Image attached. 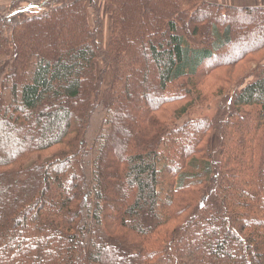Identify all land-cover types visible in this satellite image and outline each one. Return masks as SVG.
Segmentation results:
<instances>
[{
	"label": "trees",
	"instance_id": "obj_1",
	"mask_svg": "<svg viewBox=\"0 0 264 264\" xmlns=\"http://www.w3.org/2000/svg\"><path fill=\"white\" fill-rule=\"evenodd\" d=\"M29 1L0 18V264H264V63L219 84L264 7Z\"/></svg>",
	"mask_w": 264,
	"mask_h": 264
},
{
	"label": "rangeland",
	"instance_id": "obj_2",
	"mask_svg": "<svg viewBox=\"0 0 264 264\" xmlns=\"http://www.w3.org/2000/svg\"><path fill=\"white\" fill-rule=\"evenodd\" d=\"M63 1H67V0H62ZM206 1V0H205ZM48 2H52L51 0H43V2H38L36 0H32L29 1L27 3H24V9L23 11L26 14H33V12H42L43 10H45L44 8V4L48 3ZM59 3H52L53 6H56ZM30 5L32 6V8H28L26 9V7ZM4 18L9 19L12 23H17L21 20L18 12L15 11H11L8 14H6V16H3ZM263 21V20H261ZM258 21L257 26L254 28L255 31H257V34L260 33L259 29H260V25L261 22ZM264 27V24H262ZM248 26V25H247ZM244 20H238V21H233L232 23V28L234 29L235 32H237L238 34H242L244 35V38H246V34L245 31L247 27ZM259 28V29H258ZM244 31V32H243ZM199 40V38H198ZM242 41V40H241ZM103 43V42H102ZM240 42H236L234 45H232L228 50H226V52H224L223 54V58H229L233 55H237L239 54V49L241 48L240 46ZM227 63V62H226ZM264 63V49L258 51L255 54H252L251 56H247V57H243L241 60H239L236 64L235 67H233V69L230 70H224L222 72H220L219 74L224 76V78L220 79L221 82L219 83L221 85V87L223 86L224 88H229L231 86L232 89H239L241 86H243L244 82L249 81L251 78H244L246 75H248L250 72H252L254 70L255 67L258 68V66H260L261 64ZM111 78V74L107 73L104 79V86H106L108 84V82L110 81ZM242 78V79H241ZM241 79V80H240ZM218 79H213V78H207L206 81L203 83V91L204 93H208L211 97H215L217 88H219L218 86ZM213 81H216L215 83ZM184 103H178L176 106L179 107V105H183ZM175 105L171 106L170 108L176 107ZM172 111V109H171ZM189 120V116L185 115L182 119H181V123L187 122ZM218 140H216L214 142V149H216L218 147ZM216 158H219V155H216Z\"/></svg>",
	"mask_w": 264,
	"mask_h": 264
},
{
	"label": "crops",
	"instance_id": "obj_3",
	"mask_svg": "<svg viewBox=\"0 0 264 264\" xmlns=\"http://www.w3.org/2000/svg\"><path fill=\"white\" fill-rule=\"evenodd\" d=\"M32 1V0H30ZM209 2H216L217 4H227V5H235V6H254V7H264V0H206ZM14 0H0V18L4 15L11 12L10 6ZM102 19L104 23L103 29L99 30L98 38L103 46L106 47L108 38L111 32V24L110 18L107 14L102 12ZM91 23L94 24V17L91 18ZM103 42V43H102Z\"/></svg>",
	"mask_w": 264,
	"mask_h": 264
},
{
	"label": "built area",
	"instance_id": "obj_4",
	"mask_svg": "<svg viewBox=\"0 0 264 264\" xmlns=\"http://www.w3.org/2000/svg\"><path fill=\"white\" fill-rule=\"evenodd\" d=\"M28 8H32V6L28 5V6L26 7V9H28Z\"/></svg>",
	"mask_w": 264,
	"mask_h": 264
}]
</instances>
